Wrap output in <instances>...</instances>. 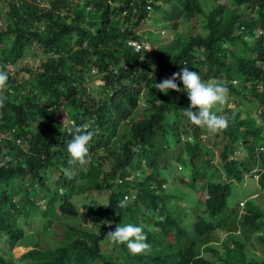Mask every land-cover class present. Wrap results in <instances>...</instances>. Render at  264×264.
I'll use <instances>...</instances> for the list:
<instances>
[{
    "label": "trees",
    "instance_id": "trees-1",
    "mask_svg": "<svg viewBox=\"0 0 264 264\" xmlns=\"http://www.w3.org/2000/svg\"><path fill=\"white\" fill-rule=\"evenodd\" d=\"M3 4L0 69L9 79L6 106L0 109V244L8 252L32 248L17 263L0 255V264H122L102 251L108 223L120 217L147 227L151 251L131 256L120 250L116 259L264 264V257L245 255V242L254 233L264 245V207L252 211L253 188L264 187V0ZM157 14L163 28L186 22L185 32L164 42L160 30L153 38L152 30L140 29ZM129 39L144 40L149 48L137 52ZM33 48L41 52L39 65H19ZM184 67L205 82L226 85L228 103L240 99L233 108L227 103L215 109L228 119L226 130L212 132L188 120L183 110L190 100L179 78V92L165 95L154 87ZM94 78L104 82L97 99L86 85ZM70 122L92 123L87 170L70 163ZM246 182L248 195L242 191ZM234 187L246 203L240 218L242 199L234 215L223 212ZM183 188L207 195L192 216L202 238L174 244L165 222L155 223L150 215L177 203ZM97 191L106 192V202L90 197ZM126 195L127 206L121 208ZM222 220L229 230L223 252L213 244ZM240 227L245 235L237 234ZM207 238L212 245L200 255L198 246Z\"/></svg>",
    "mask_w": 264,
    "mask_h": 264
},
{
    "label": "clouds",
    "instance_id": "clouds-1",
    "mask_svg": "<svg viewBox=\"0 0 264 264\" xmlns=\"http://www.w3.org/2000/svg\"><path fill=\"white\" fill-rule=\"evenodd\" d=\"M136 50L140 51L141 46L137 45ZM177 78L182 81L183 88L186 90L190 100V106L183 110L188 120L192 124L206 128L212 132L226 130L228 127V119L225 116L218 115L215 109H217L218 106H224L228 103L227 86L215 79L205 82L196 71L184 67L180 72L173 73L170 78L155 83L154 87L165 95L168 94L169 90L179 92L181 89L176 82ZM8 79V72L0 69V109L6 106L7 95L5 93L8 89ZM66 129L72 136V139L67 145V151L71 157L70 163L78 165L83 170H87V166L90 164L89 143L95 134L92 130V123L88 122L81 126H77L74 122H70V124L66 125ZM185 139H190V137ZM176 168L178 171H181L180 164H176ZM167 184L176 186L171 182H164L162 186ZM127 197L128 195L125 196L123 201H120L119 207L125 208L127 206ZM201 198L206 200L207 195L193 188H183L177 203L172 202L166 206L161 205V207H157L155 214L150 215V220L155 223H157V221L165 222L171 243H173V240L174 244H176L177 241H199L202 237L199 236V230L195 229L196 221L192 216L200 212L199 200ZM253 198L254 200L255 198L259 199V196L253 194ZM239 204L241 206L239 209L240 218L243 216L242 214L245 213V199H242ZM259 204H255L257 208L252 209L253 212H256L259 207H264V203L259 202ZM108 224L107 244L102 246V251L106 253L105 256L107 257L108 254H113L112 259L109 260L119 261L122 264H141L135 262L129 263L125 261V259H116V252L110 253V251L123 250L128 252L131 256H140L138 254L150 252L151 245L146 242L147 227L144 224L134 222V219L129 220L125 217L112 218ZM219 224L220 225L213 231V235L215 236L213 244L216 248L219 247V250L223 252V247L221 246L229 230L226 227L227 222L224 220L219 222ZM255 235L256 233H254V236ZM211 245L212 241L207 238L206 244L198 246L199 254L202 255L205 251L209 250ZM3 253H8L7 247L0 244V255L3 256L4 260L10 259L6 258Z\"/></svg>",
    "mask_w": 264,
    "mask_h": 264
},
{
    "label": "rangeland",
    "instance_id": "rangeland-1",
    "mask_svg": "<svg viewBox=\"0 0 264 264\" xmlns=\"http://www.w3.org/2000/svg\"><path fill=\"white\" fill-rule=\"evenodd\" d=\"M0 8H4V4H3V0H0ZM159 16L158 14L157 15H153V20H149L147 22H144L141 26H140V29H150L152 30V32L154 33H151L149 34L151 37L155 38L156 37V31L160 30V33L161 35L164 37V42H169L174 34L177 32V31H181V32H185L186 30V27H187V23H183V21H178V25L176 28H173V27H169V28H163L161 27V25L159 24L160 21L158 19ZM190 26V24H189ZM149 35H147L149 37ZM157 45V43L155 44ZM41 56V52L40 50L38 49H31L30 52H28L25 57L22 59V61L19 63V65H25V64H29V65H34V66H38V61H39V57ZM104 84V82L98 78H94L93 82H89L88 84H86L88 86V88L90 89H93V96L97 98H99L101 96V92H102V85ZM239 98H236L235 101H230L228 103V108H233L236 106V103L238 102L239 103ZM143 102V100H141V103ZM248 108H250V104H248ZM253 115H255V112L253 113ZM128 130V128H122L121 129V133L124 134L126 133ZM242 154H245L244 152H241ZM237 154V152L235 153ZM241 154V155H242ZM260 168V163L259 165L257 166V169ZM174 171L172 168H170V172ZM185 174V172H184ZM249 187V183L246 182L244 186H242V191L244 189V192H245V195H248L249 194V191H252L250 190ZM253 193L255 196H259V199H255L252 203V209L254 208H257V206L255 204H259V202L261 203H264V187H262L261 189L258 187V186H255L253 188ZM91 198H96V199H99L100 201H102L103 203L107 201V194L106 192H103V191H97V192H94L90 195ZM244 197V195H242V192L237 189V188H233V192L231 193V195L227 198V207L225 208V210L223 211L224 213L225 212H228L230 213L231 215H234L235 211L239 209L237 203L240 199H242ZM41 204L44 206V202L43 200L41 199L40 200ZM260 205V204H259ZM232 222L235 223L236 219L234 217H232ZM21 222H22V219H21ZM38 223H40L39 220H37ZM36 222V223H37ZM83 222V224H86L85 221H81ZM23 223V222H22ZM24 227V230H26V227ZM35 227V223L32 225V229ZM245 229H242V227H240V230L238 231L237 234H243L245 235V232H244ZM264 231V229L262 230ZM31 232V230L29 231ZM247 233H248V230H247ZM220 237V235H219ZM3 240V239H2ZM0 240V241H2ZM248 241L245 242V255L247 258H252L254 260H257L259 259L258 257H264V245L263 243L259 242L256 240L255 236L253 235L251 238H248L247 239ZM226 244H228V242H226ZM32 247H27V246H16L14 247L10 252L8 253H3L4 256L6 258H10L12 261L16 262L17 263V259L22 255L24 254L25 252H27L29 249H31ZM225 250V248H224ZM111 252H118L117 250H111Z\"/></svg>",
    "mask_w": 264,
    "mask_h": 264
},
{
    "label": "built area",
    "instance_id": "built-area-1",
    "mask_svg": "<svg viewBox=\"0 0 264 264\" xmlns=\"http://www.w3.org/2000/svg\"><path fill=\"white\" fill-rule=\"evenodd\" d=\"M127 43H128V45H130L131 47H133L135 51H137V50H136V46H137V45H140V46H141V49H143V48L148 49V48H149V44H148V42H146V41H144V40L129 39V40L127 41ZM137 52H138V51H137Z\"/></svg>",
    "mask_w": 264,
    "mask_h": 264
}]
</instances>
